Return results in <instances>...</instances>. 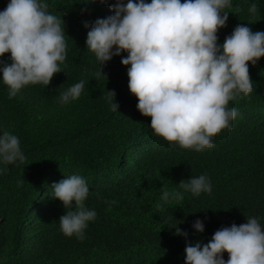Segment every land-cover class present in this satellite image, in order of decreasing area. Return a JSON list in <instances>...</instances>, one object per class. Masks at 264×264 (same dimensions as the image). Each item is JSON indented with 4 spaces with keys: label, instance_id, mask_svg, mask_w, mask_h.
I'll return each mask as SVG.
<instances>
[{
    "label": "trees",
    "instance_id": "obj_1",
    "mask_svg": "<svg viewBox=\"0 0 264 264\" xmlns=\"http://www.w3.org/2000/svg\"><path fill=\"white\" fill-rule=\"evenodd\" d=\"M253 2L258 13L250 16ZM7 3L0 0V10ZM48 3L65 21L63 72L48 87L29 85L13 98L0 81V129L20 138L26 156L23 163L0 165L6 169L0 172V264H185L186 240L172 228L179 223L193 243H207L221 227L246 223V216L264 224V58L255 66L249 62L253 91L229 103L238 116L230 130L213 137L214 147L173 148L154 134L151 117L138 111L120 56L104 66L108 78L95 79L100 68L86 49L83 22L111 15L110 9L85 5L90 0ZM233 4L240 11L229 13L221 43L238 24L264 31V0ZM80 80L85 81L81 97L61 105L59 94ZM108 90L116 92L117 112L105 102ZM73 174L87 180L85 204L97 212L84 240L60 231L66 209L50 198L52 184ZM201 174L211 178L210 194L185 193L183 201L156 207L162 187L171 190ZM197 219L205 223L203 233L192 228Z\"/></svg>",
    "mask_w": 264,
    "mask_h": 264
},
{
    "label": "clouds",
    "instance_id": "obj_2",
    "mask_svg": "<svg viewBox=\"0 0 264 264\" xmlns=\"http://www.w3.org/2000/svg\"><path fill=\"white\" fill-rule=\"evenodd\" d=\"M91 3L106 5L112 13L83 22L88 30L86 49L100 68L95 79L107 77L104 66L120 56L137 109L151 117L155 135L173 148L202 152L214 147L213 137L230 130L238 116L229 103L253 91L249 62L255 66L264 58V31L238 24L221 43L219 32L227 27L229 13L240 11L233 0H90L85 5ZM248 13H258L257 3H250ZM66 35L64 19L49 11L48 0H8L0 10V81L9 98L29 85L48 87L63 72ZM84 88V80L72 84L59 94V103L78 100ZM105 102L112 112L119 111L114 90L107 91ZM25 159L20 138L0 129V165ZM177 185L171 190L162 187L158 209L183 201L185 193L198 197L212 192L211 178L205 174ZM51 189L50 198L66 209L59 219L60 231L84 240L89 222L97 217L85 204L90 196L87 180L73 174ZM179 225L172 228L186 240L185 264H264V224L259 217L246 216V223L223 226L207 243L189 241V233ZM192 228L203 233L205 223L197 219Z\"/></svg>",
    "mask_w": 264,
    "mask_h": 264
}]
</instances>
